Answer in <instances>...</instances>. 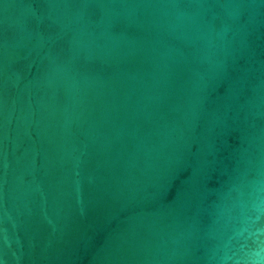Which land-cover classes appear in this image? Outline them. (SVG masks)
<instances>
[{
	"label": "water",
	"instance_id": "1",
	"mask_svg": "<svg viewBox=\"0 0 264 264\" xmlns=\"http://www.w3.org/2000/svg\"><path fill=\"white\" fill-rule=\"evenodd\" d=\"M0 264H264V0H0Z\"/></svg>",
	"mask_w": 264,
	"mask_h": 264
}]
</instances>
